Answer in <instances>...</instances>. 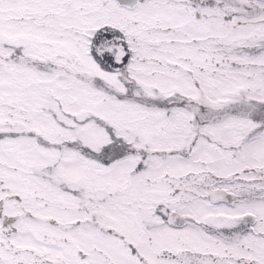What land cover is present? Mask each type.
<instances>
[{
    "label": "snow or ice",
    "instance_id": "snow-or-ice-1",
    "mask_svg": "<svg viewBox=\"0 0 264 264\" xmlns=\"http://www.w3.org/2000/svg\"><path fill=\"white\" fill-rule=\"evenodd\" d=\"M0 264H264V0H0Z\"/></svg>",
    "mask_w": 264,
    "mask_h": 264
}]
</instances>
